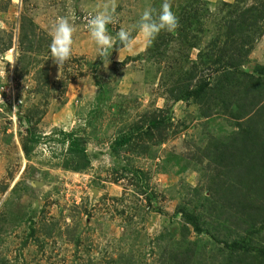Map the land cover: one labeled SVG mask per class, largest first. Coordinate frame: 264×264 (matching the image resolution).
I'll list each match as a JSON object with an SVG mask.
<instances>
[{"label": "rangeland", "instance_id": "374dc122", "mask_svg": "<svg viewBox=\"0 0 264 264\" xmlns=\"http://www.w3.org/2000/svg\"><path fill=\"white\" fill-rule=\"evenodd\" d=\"M105 2L0 0V264H264V180L248 174L235 195L226 157L213 161L247 125L264 129V101L238 112L233 82L241 59L262 77L246 100L264 96V0H170L179 27L150 45L137 25L162 0H116L108 33L130 31L131 50L103 61L85 16ZM60 17L75 31L59 68ZM70 132L86 150L80 171L63 167Z\"/></svg>", "mask_w": 264, "mask_h": 264}, {"label": "trees", "instance_id": "16d2710c", "mask_svg": "<svg viewBox=\"0 0 264 264\" xmlns=\"http://www.w3.org/2000/svg\"><path fill=\"white\" fill-rule=\"evenodd\" d=\"M261 6H263V7H261V9L263 11L262 10L257 11L258 12V16H257L258 19H260L261 17L264 18V4L262 3ZM233 25H231V28L234 27ZM237 28L239 29V30H237V32L241 33L245 29V25L240 23L239 26H237ZM244 41H245V39H243L241 41V47L239 48V51H240V49L242 50V53H241L242 57H247V55L249 54V51L252 49V44H249L248 47H245L242 44ZM236 48H237V46H236ZM240 60L237 61V63L239 65H241V62L239 63ZM237 63L234 65L237 68V72L240 74V78L238 80L237 79L234 80L233 82L236 84L238 83L237 84L238 87L239 86L244 87L241 89L244 92L239 94V96L237 97L238 100L241 101L240 102L241 105L237 106V111L241 112L245 109L244 107L249 106V104H251V106H253L254 104H257L260 100L264 101V96L258 97L257 94L254 92V96H253L252 100L250 98L248 100H246V96H245L246 93L251 91V90L247 91L248 86L255 85V88L253 87L254 89H257V90L261 89V87H257L256 85L259 84L258 81L262 77L254 76V74H250V73H247L245 71L243 72L242 70L239 69V66L237 65ZM229 74H234V72H229ZM249 80H250V82H249ZM246 83H248L250 85H246ZM261 85H264V80H262ZM243 96H245V97H243ZM255 113L257 115L260 114L261 116H263L262 122L264 123V115H263L262 109L255 110ZM245 128H247V129H243V130L241 129L239 131V133H238L239 137L237 138V144L235 143V144L230 145V146H233L235 149L232 147H230V148L225 147V148L219 150L215 154V160H213L214 162L217 163L216 165L218 167L221 166L223 168V166H222L223 163H221V165H220V162H217V161H219V159H217V157L220 158L221 160H223V156H224V157H226V162H227L226 165L233 168V169H227V168H225V169H227L226 173L232 172L233 177L230 178L231 183L229 182L227 184V189H229L235 195L237 194V191H239L238 186H240V184L243 182V180L244 181L247 180L246 177L248 174H251L252 176L254 175V178L252 181L255 184L260 182L259 178L260 179L263 178V180H264V141H263L262 145L260 146V147H262V151H260L258 148L256 150V152H254L253 155H251L250 152H247V150H246V149L251 150L254 148V146L257 147V140L261 139V136L264 134V129L263 128L262 129L254 128V127H251L249 125H247V127H245ZM63 136L65 137V139L67 141V149L66 150H67V154H68V157L63 161V167L70 169L72 171H80V170L84 169L88 164V159H87L86 150H85V147L83 144V139L79 138L78 136H76L72 132L64 133ZM244 136H248V138H244ZM115 141H116V143H119L120 139L115 140ZM240 145H242L243 147L241 148ZM258 154H260L261 157ZM257 158H261L260 161H258ZM220 188H222L221 183L219 185V189ZM209 190H211V189H209ZM234 200H235V198H234ZM185 216L188 220L187 222H189L191 224L193 223L192 224L193 227L197 230H200L195 218H193L191 215H188V214H186ZM231 247H234V246L232 245ZM189 251H191V250H189ZM231 255H232V258L234 261L239 260V257H240L239 254L234 255L232 253ZM245 255H246V252H245ZM172 264H190V256L187 255L185 257H176L175 260L172 261Z\"/></svg>", "mask_w": 264, "mask_h": 264}, {"label": "clouds", "instance_id": "9594fccd", "mask_svg": "<svg viewBox=\"0 0 264 264\" xmlns=\"http://www.w3.org/2000/svg\"><path fill=\"white\" fill-rule=\"evenodd\" d=\"M116 0H106L100 10L89 12L85 16L87 28L91 40L98 49V55L105 61L109 58L114 46L122 45L118 49L127 48L131 50L132 36L127 29L121 28L115 38L108 33V25L114 22ZM138 31L146 44H151L161 31L173 32L179 27V19L172 11L170 0H162L158 13L151 8H145L140 15ZM75 28L65 17L57 19L52 27L51 42L49 45L50 58L52 62L62 67L71 58L73 33ZM109 64V63H108ZM107 65L104 66L107 68ZM7 78V72L3 65H0V80Z\"/></svg>", "mask_w": 264, "mask_h": 264}]
</instances>
